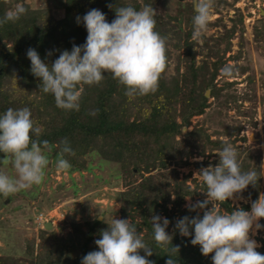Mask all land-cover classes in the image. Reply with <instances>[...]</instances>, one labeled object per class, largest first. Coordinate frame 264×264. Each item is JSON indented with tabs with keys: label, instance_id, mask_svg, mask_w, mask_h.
Returning <instances> with one entry per match:
<instances>
[{
	"label": "trees",
	"instance_id": "obj_1",
	"mask_svg": "<svg viewBox=\"0 0 264 264\" xmlns=\"http://www.w3.org/2000/svg\"><path fill=\"white\" fill-rule=\"evenodd\" d=\"M145 1L152 7V0ZM127 5L139 10L135 0H63L64 16L55 20L49 9L33 10L23 3L26 9L24 15L15 22L0 25V113L8 108H29L34 125L41 128L40 135L33 138L37 141L47 140L51 146V151L46 153L48 161L60 150L61 141L67 140L74 152V155L64 154L70 163L67 171L70 174L91 172V162L97 159L98 166L113 164L118 172L126 174L125 183L140 176L141 182L121 193L119 213L122 219L131 222L145 243L153 247V254L148 257L153 264H165L168 259L165 251L157 248L152 240L150 220L153 215L169 220L166 232L172 237V246L179 249L174 256L176 264H212V254L203 256L199 246L190 243L191 235L183 237L175 228L176 221L184 216L202 217L209 205L203 210H191L192 205L185 206V200H193L195 196L203 201L205 188L202 182L194 180L192 187H189L187 176L180 182L175 181L177 173L173 168L186 166L187 162L182 158L188 159L195 152L200 157L205 153H218L226 144L211 141L205 134L190 132L185 137L182 134V128L190 125L191 118L202 115L208 107L205 89L210 90L211 98L218 96L213 81L220 63L213 64L212 73L208 80H204L206 82L201 79L203 91L200 96L196 94L198 75L204 72L202 67H195V54L191 50L193 43L188 42L193 31L194 9L191 7V15L186 20L190 30L184 35L183 46L180 43L183 35L174 33L178 35L174 37L178 40L174 47L186 48L187 65L183 76L178 75L177 70L176 76L165 79L163 72L155 93L129 99L123 86L105 73L106 77L100 84L83 87L78 111H64L55 106L51 94L40 91V80L30 72V61L26 56L28 49H34L42 62L51 65L62 51H71L73 45L80 46L85 42L87 33L82 22L77 23V17L82 18L89 10L98 9L110 23L115 18V8ZM6 12L5 0H0V18ZM171 20L169 18L168 23ZM165 24L156 21L155 30L166 41L170 30L165 28ZM165 55L167 67V48ZM180 77L185 81L186 85L183 86L189 88V93H182ZM176 137L180 139L175 140ZM190 142L194 144L190 145ZM237 155L242 171L255 170L258 174L256 185H249L241 193L254 202L261 192V159L246 154L241 160V155ZM217 164L210 163V166ZM198 166L201 168L204 163ZM50 168L51 163H48L47 173ZM53 169L59 168L55 165ZM152 171L160 172L152 175ZM120 178L124 182L122 176ZM171 179L174 180L173 185L170 184ZM101 181L104 182L103 179ZM220 208L222 212L236 210L228 200ZM240 209L247 211L248 206L242 205ZM47 210H51L50 205H47ZM260 223L264 224V219ZM107 227V222L94 219L83 225H74L72 233L66 238L58 237L54 231L42 230L39 245L34 249L30 243L26 254L33 264H81L86 254L97 250L95 241ZM189 231L191 233V229ZM256 251L264 255V239ZM140 255H144L142 250ZM0 264L5 263L0 259Z\"/></svg>",
	"mask_w": 264,
	"mask_h": 264
},
{
	"label": "clouds",
	"instance_id": "obj_2",
	"mask_svg": "<svg viewBox=\"0 0 264 264\" xmlns=\"http://www.w3.org/2000/svg\"><path fill=\"white\" fill-rule=\"evenodd\" d=\"M192 4V39L199 40L212 19L213 0H192ZM25 12L23 6L17 5L0 18V25L17 21ZM81 22L87 33L83 45L62 51L51 65L42 62L34 49L26 53L31 74L41 82L40 91L51 94L57 108L78 111L83 87L100 84L105 73L123 86L129 99L157 91L166 67V44L155 30L151 6L144 5L139 10L130 5L116 7L110 23L100 10L91 9L82 18L77 17V23ZM40 133L41 128L34 125L27 107L8 108L0 113V153L5 155L0 167L7 163L14 172L10 175L0 171V197L7 198L43 182L49 163L46 153L51 146L47 140L33 138ZM64 154L74 155L67 140L61 141L55 165L68 170L70 163ZM218 157L215 167L199 172L206 199L191 206V210H203L209 204L211 208L202 217L180 218L175 228L183 237L191 235L190 243L199 246L203 256L212 254V264H264V255L256 251L258 244L249 235L264 229L259 222L264 219V195L251 203L250 211L219 210V205L239 196L249 185L255 186L258 174L255 170H241L237 150L231 144H225ZM150 221L152 240L168 257L165 264H176L174 256L179 249L172 246V237L166 232L169 220L153 215ZM107 225L95 241L97 250L86 254L81 264H153L148 259L153 247L145 243L129 220L113 218ZM141 250L144 255H140Z\"/></svg>",
	"mask_w": 264,
	"mask_h": 264
},
{
	"label": "rangeland",
	"instance_id": "obj_3",
	"mask_svg": "<svg viewBox=\"0 0 264 264\" xmlns=\"http://www.w3.org/2000/svg\"><path fill=\"white\" fill-rule=\"evenodd\" d=\"M135 1L139 4V9L150 4H146L145 0ZM152 1L155 20L166 23L165 28L170 30L165 41L169 59L163 78L176 76L177 70L182 77L187 65L186 48L174 47L178 41L174 38L178 35L174 33L183 35L180 40L183 46L184 35L190 30L186 20L191 15L192 0ZM23 3L33 10L49 9L55 20L64 16L63 0H5L8 11L14 10L17 5L23 6ZM169 18H172L170 23ZM188 42L193 43L191 50L195 54V67H202L204 72L198 75L197 96L201 95L202 82L208 80L213 64L220 63V68L213 81L218 96L211 98L210 90L205 89L208 107L202 115L193 116L187 128H182L183 137L190 132L205 134L211 141L231 144L237 154L241 155V160L246 154L253 158L259 156L262 173L259 196L264 195V0H213L212 19L207 31L199 40H193L191 34ZM181 77L182 93H189V88L183 86L186 84ZM179 108L180 106L177 107L178 110ZM178 138L175 140L180 139ZM193 144L190 142V145ZM217 156L218 153L214 152L200 157L195 152L188 159L182 158L187 165L173 168L177 173L174 180L180 182L187 176L189 187H192L193 180L202 182L200 170L208 168L210 163H218ZM4 158L5 155L0 153V160ZM51 160L52 158L49 163ZM97 162V159L91 162V172L84 171L81 175L53 168L47 173L45 169L40 185L7 198L0 197V259L5 264H33L26 254V248L30 243L34 245V249L37 248L40 231L44 230L45 223H52L49 231L66 238L72 233L74 225H83L94 219L103 221L100 216L107 223H111L113 218L122 219L119 213L120 195L141 182V177L137 176L125 183L126 174L118 172L113 164L100 167ZM202 163L204 166L199 168L198 164ZM0 171L14 174L7 163L0 167ZM159 172L152 171L151 174ZM174 180H170L171 185ZM198 201L195 196L193 200L186 199L184 204L194 205ZM228 201L236 209L245 205L248 206L247 211H250L252 201L247 195L240 194ZM47 205L51 206V210H47ZM208 207L210 209L211 204ZM249 235L257 242L258 249L260 241L264 239V232L259 230L255 235L251 232Z\"/></svg>",
	"mask_w": 264,
	"mask_h": 264
},
{
	"label": "water",
	"instance_id": "obj_4",
	"mask_svg": "<svg viewBox=\"0 0 264 264\" xmlns=\"http://www.w3.org/2000/svg\"><path fill=\"white\" fill-rule=\"evenodd\" d=\"M57 155V154H56ZM56 155L52 158L51 160V169L55 166V160H56ZM70 169V168H69ZM68 169V170H69ZM68 170H64V171H68ZM100 221V220H99ZM46 224V225H45ZM44 224V230L45 231H49L51 229L52 223L48 222Z\"/></svg>",
	"mask_w": 264,
	"mask_h": 264
},
{
	"label": "built area",
	"instance_id": "obj_5",
	"mask_svg": "<svg viewBox=\"0 0 264 264\" xmlns=\"http://www.w3.org/2000/svg\"><path fill=\"white\" fill-rule=\"evenodd\" d=\"M41 217V216H40Z\"/></svg>",
	"mask_w": 264,
	"mask_h": 264
}]
</instances>
